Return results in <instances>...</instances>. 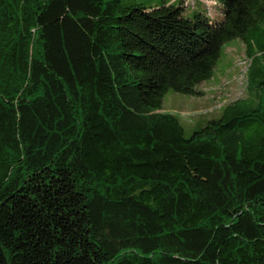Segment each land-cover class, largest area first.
<instances>
[{
  "label": "trees",
  "instance_id": "trees-1",
  "mask_svg": "<svg viewBox=\"0 0 264 264\" xmlns=\"http://www.w3.org/2000/svg\"><path fill=\"white\" fill-rule=\"evenodd\" d=\"M184 1L0 0V264H264V0ZM233 38L246 95L186 135L164 95Z\"/></svg>",
  "mask_w": 264,
  "mask_h": 264
},
{
  "label": "rangeland",
  "instance_id": "rangeland-1",
  "mask_svg": "<svg viewBox=\"0 0 264 264\" xmlns=\"http://www.w3.org/2000/svg\"><path fill=\"white\" fill-rule=\"evenodd\" d=\"M124 1L155 5L163 0ZM205 1L210 5L213 0ZM184 4L187 6L188 0H185ZM194 11L188 6L183 10V14L191 16ZM245 47L241 38L225 42L214 75L197 85L202 94H188L173 89L165 93L163 110L171 111L180 117L186 135H190L203 120L219 114L223 105L246 95L248 60Z\"/></svg>",
  "mask_w": 264,
  "mask_h": 264
},
{
  "label": "crops",
  "instance_id": "crops-1",
  "mask_svg": "<svg viewBox=\"0 0 264 264\" xmlns=\"http://www.w3.org/2000/svg\"><path fill=\"white\" fill-rule=\"evenodd\" d=\"M199 4L200 5H203L204 2H202L201 0H198Z\"/></svg>",
  "mask_w": 264,
  "mask_h": 264
},
{
  "label": "built area",
  "instance_id": "built-area-1",
  "mask_svg": "<svg viewBox=\"0 0 264 264\" xmlns=\"http://www.w3.org/2000/svg\"><path fill=\"white\" fill-rule=\"evenodd\" d=\"M215 2H216V1H215V0H213V1H212V4H214Z\"/></svg>",
  "mask_w": 264,
  "mask_h": 264
}]
</instances>
